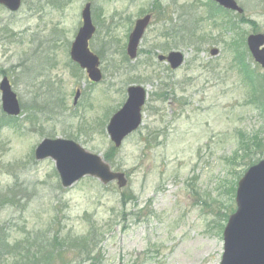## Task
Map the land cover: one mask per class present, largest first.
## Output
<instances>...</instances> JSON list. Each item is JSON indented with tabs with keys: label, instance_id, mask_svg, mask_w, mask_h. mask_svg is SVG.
Masks as SVG:
<instances>
[{
	"label": "rangeland",
	"instance_id": "obj_1",
	"mask_svg": "<svg viewBox=\"0 0 264 264\" xmlns=\"http://www.w3.org/2000/svg\"><path fill=\"white\" fill-rule=\"evenodd\" d=\"M206 1L24 0L18 14L0 10V38L8 29L22 38L10 45L12 53L0 51V67L10 75L23 110L7 119L0 92V231L9 244L25 238L24 232L34 236L50 229L64 244L96 235L82 257L67 251L64 257L74 264L88 257L87 264L221 263L237 184L264 157L254 145H264V69L251 57L254 81L247 75V38L264 34V0H236L245 10L238 35L209 19ZM87 3L97 26L90 48L101 59L99 84L69 65L67 53ZM150 12L154 18L132 62L126 54L129 35ZM51 20L65 28L57 30L64 43L49 33ZM188 27L192 39L185 41L173 43L166 33ZM204 37L209 41L201 47L197 41ZM175 47L187 58L172 71L157 57ZM213 48L219 55L211 56ZM29 60L39 63L25 70ZM130 85L148 90L143 125L115 150L106 127L125 104ZM77 90L81 98L74 105ZM56 138L104 159L116 151L108 163L126 174L128 187L87 177L63 188L55 162L35 159L38 145Z\"/></svg>",
	"mask_w": 264,
	"mask_h": 264
},
{
	"label": "water",
	"instance_id": "obj_2",
	"mask_svg": "<svg viewBox=\"0 0 264 264\" xmlns=\"http://www.w3.org/2000/svg\"><path fill=\"white\" fill-rule=\"evenodd\" d=\"M213 1L226 9L243 12L234 0ZM0 4H6L16 10L20 0H0ZM82 16L84 25L73 44L71 56L74 62L87 71L92 82L99 83L103 78L99 69L100 60L89 50V41L95 33L90 4L86 6ZM150 21L151 16L148 15L136 22L127 49L131 60L137 58L140 42ZM248 45L256 61L264 67V49H260L264 45V37H251ZM217 54V50L212 51V55ZM159 60L169 62L172 69L176 70L183 65L184 55L172 52L168 56H159ZM1 90L4 111L8 115L19 116L20 105L7 80L2 83ZM146 96L147 93L143 87L129 88L126 104L111 118L107 128L115 147L120 148L123 141L142 124V108L145 105ZM79 98L80 93H77L75 104ZM49 158L55 161L65 189L72 187L86 176L97 178L104 185L117 181L120 188L127 186L125 174L113 172L110 165L100 156L87 152L74 141L44 140L36 150V159L41 161ZM236 203L238 209L229 218L224 233L225 252L221 264H264V160L251 167L240 180Z\"/></svg>",
	"mask_w": 264,
	"mask_h": 264
},
{
	"label": "trees",
	"instance_id": "obj_3",
	"mask_svg": "<svg viewBox=\"0 0 264 264\" xmlns=\"http://www.w3.org/2000/svg\"><path fill=\"white\" fill-rule=\"evenodd\" d=\"M210 6L213 5L209 3L208 7ZM211 9L212 13L219 11L214 7ZM250 22L255 25L254 21ZM249 81L253 82L251 79H249ZM254 145L260 150V153L264 155V145L261 143L259 144V142ZM250 151V148L247 146V155ZM115 153L116 151L112 153L113 157L106 155L105 160L107 162L111 161L112 158L114 160ZM235 156H237V153ZM24 233L26 235L25 238L15 240L13 244H9L11 242L3 238L4 233L0 231V264H8V260L12 262L11 264H74L71 260H67L64 257L67 251H75L76 255L82 257L84 252L88 250L89 245L91 246L92 242L96 244V235L80 236L64 244L59 239L58 232L51 235L50 229L44 233L38 232L34 236H28L26 232ZM83 249H85V251ZM92 252H94V250ZM92 252H86L87 256ZM90 260L91 259L88 257L78 261V264H87Z\"/></svg>",
	"mask_w": 264,
	"mask_h": 264
},
{
	"label": "flooded vegetation",
	"instance_id": "obj_4",
	"mask_svg": "<svg viewBox=\"0 0 264 264\" xmlns=\"http://www.w3.org/2000/svg\"><path fill=\"white\" fill-rule=\"evenodd\" d=\"M4 8V7H3ZM4 11V10H3ZM8 14H13V13H11V12H9V11H7V10H5ZM153 16H154V14H153ZM4 23H7V20L4 22ZM1 43V42H0Z\"/></svg>",
	"mask_w": 264,
	"mask_h": 264
}]
</instances>
